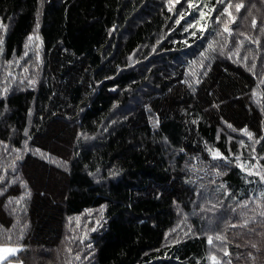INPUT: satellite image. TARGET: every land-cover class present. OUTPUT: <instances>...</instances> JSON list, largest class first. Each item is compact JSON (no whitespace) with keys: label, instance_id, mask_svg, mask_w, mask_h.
I'll use <instances>...</instances> for the list:
<instances>
[{"label":"trees","instance_id":"16d2710c","mask_svg":"<svg viewBox=\"0 0 264 264\" xmlns=\"http://www.w3.org/2000/svg\"><path fill=\"white\" fill-rule=\"evenodd\" d=\"M0 38L38 71L0 95V245L264 264V0H0Z\"/></svg>","mask_w":264,"mask_h":264},{"label":"rangeland","instance_id":"374dc122","mask_svg":"<svg viewBox=\"0 0 264 264\" xmlns=\"http://www.w3.org/2000/svg\"><path fill=\"white\" fill-rule=\"evenodd\" d=\"M199 26L200 23L194 26V29H196ZM191 27H193V23L187 25L186 28L189 29ZM191 30L193 31V28H191ZM0 44H1V38H0ZM27 46H29L34 53L35 52L38 53L39 51L38 41L36 43H32L29 40H27ZM25 69H27V71H25ZM29 74H32L33 76H36L38 74L36 63L34 64L32 61H30V57L26 58V60L24 61L13 60L10 63H5L2 62L1 60V49H0V95L14 88V86L18 81L33 77V76H29ZM216 152L218 151L215 150L211 152L210 157L213 158V155ZM238 167L240 172H242L244 176L245 188H247L248 190H254V192L258 193V190L259 188H261V185L256 172L261 175L262 173L261 169L256 168L254 165H251L248 162L240 163ZM216 259L219 258L215 257V260L211 259L210 264H219L220 262Z\"/></svg>","mask_w":264,"mask_h":264},{"label":"crops","instance_id":"0c3cea01","mask_svg":"<svg viewBox=\"0 0 264 264\" xmlns=\"http://www.w3.org/2000/svg\"><path fill=\"white\" fill-rule=\"evenodd\" d=\"M0 264H23L17 259V249L9 245H0Z\"/></svg>","mask_w":264,"mask_h":264},{"label":"snow or ice","instance_id":"6c2138e0","mask_svg":"<svg viewBox=\"0 0 264 264\" xmlns=\"http://www.w3.org/2000/svg\"><path fill=\"white\" fill-rule=\"evenodd\" d=\"M243 5H239L237 7V11H239V8L242 7ZM201 15H203V13H201ZM225 31H228V29H225ZM209 47L211 48V45H209ZM25 71H27V69H25ZM229 127H231V125H229ZM245 134H247L249 136V138H251L252 134L251 133H248L247 130L245 129ZM216 158H223L222 156H220V153L219 152H216L214 155H213V159H216ZM251 174V173H249ZM3 178L0 177V180H2ZM218 239H220V237H218ZM0 251H3V249H0ZM213 260H215V257H213Z\"/></svg>","mask_w":264,"mask_h":264}]
</instances>
